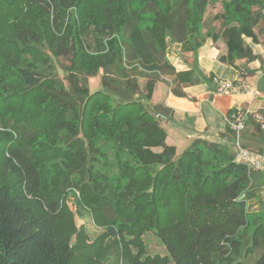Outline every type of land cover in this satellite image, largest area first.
<instances>
[{
	"label": "trees",
	"instance_id": "16d2710c",
	"mask_svg": "<svg viewBox=\"0 0 264 264\" xmlns=\"http://www.w3.org/2000/svg\"><path fill=\"white\" fill-rule=\"evenodd\" d=\"M133 1L0 0V94L19 86L38 90L45 96L42 107L49 106L56 118L47 124L54 135L39 142L14 145L0 128V264H264V217L246 209L257 192L250 185L257 173L233 162L232 143L197 139L176 155L157 120L162 108L150 111L143 105L151 97L154 78L146 82L143 97L136 80H126L124 92L111 93L112 83L104 77L100 83L106 90L88 93L77 77L69 79L76 88L66 90L35 68L36 62L48 66L49 52L67 56L72 40L87 53V36L93 38L94 52L105 49L104 41L113 52L117 39L110 38L137 26L143 2L153 7L152 23L137 31L140 38L163 45L166 37L182 42L199 32L208 3L218 0H138L137 6ZM222 3L228 54L252 58L241 36L257 42L252 28L262 14L252 7L264 9V4ZM146 48L140 49L141 56ZM24 56L33 61L25 62ZM112 59L85 72L94 75L111 67ZM135 60L140 61L135 55L128 62ZM152 61L157 71L159 64ZM163 67L173 72L165 58ZM186 75L175 77L183 82ZM253 121L264 141V129ZM101 137L112 143L107 147H113L114 179L102 170L108 152L97 143ZM71 188L78 190V206L104 228L93 244L78 240L73 249L70 238L82 232L75 229L68 207ZM147 232L160 239L167 256L145 255L142 236Z\"/></svg>",
	"mask_w": 264,
	"mask_h": 264
},
{
	"label": "rangeland",
	"instance_id": "374dc122",
	"mask_svg": "<svg viewBox=\"0 0 264 264\" xmlns=\"http://www.w3.org/2000/svg\"><path fill=\"white\" fill-rule=\"evenodd\" d=\"M134 5H138V0L133 1ZM144 7L138 12L140 15V22L137 26L133 27L131 30L128 28L125 29L124 34L118 35V37H111L117 39L114 44V51L112 52L107 41H104L105 49L102 52H94V42L91 36H87L84 40V45L86 47L87 53L83 54L84 49L78 47V44L72 40L70 44V49L65 57H55L50 52L48 53L50 57V63L44 65L41 62H36L35 68L41 76L50 75L52 78L60 81L62 86L66 90L71 88H76L74 83L69 82V79L73 81L77 77V82L81 89H87L88 93H93L97 90H106L101 86V79L104 77L106 80L112 83L110 92L115 91L124 92V86L126 80H136L139 89V95L142 97L145 94V84L148 80L158 76L161 78H168L165 74L169 73V70L163 67L164 58L166 56L167 50L169 49V44H172V41L166 37V41L163 45L155 41V44L150 41L148 38H140V35L137 31L142 28L149 26L152 23V20L149 19L150 16V5H147V2H143ZM221 5H223L222 0L216 2L208 3L206 7L208 22L217 21L213 19L215 13L220 14L222 12ZM142 7V5L139 4ZM165 8V4L162 9ZM145 12V13H143ZM219 21V20H218ZM220 22V21H219ZM136 28V31H134ZM132 31V33H131ZM136 32V33H135ZM192 36L193 33L187 34ZM131 36V37H130ZM188 36V37H189ZM88 46V47H87ZM152 46V47H151ZM147 47V48H146ZM146 48V51L142 54H139L140 49ZM153 48V49H152ZM162 48L163 54L160 52ZM115 53V55H113ZM169 54V53H168ZM139 57V60H135L132 63L128 62L129 58ZM112 56L114 58V64L108 68H101L97 70L94 75L87 74L86 70H91L97 64H111L113 62ZM25 62H32L29 56H24ZM153 59H156V64L159 66L158 70L152 69L154 64L152 63ZM156 78V77H155ZM216 78V77H215ZM16 88L15 90H9L8 93L0 94V128H4L8 131L9 135L12 138L14 145H19L20 143H28L31 140L39 142L43 140L44 136H48L51 133V136L54 135L55 129H50L48 126L49 121H55L56 118L53 116V113L49 110V106L46 110L41 105L42 98L45 96L41 94L38 90L27 91L22 86ZM109 91V90H108ZM216 92V90L214 89ZM158 92V91H157ZM235 92V91H232ZM219 93V92H216ZM144 107L149 109L145 103V100H142ZM112 103V102H111ZM53 104L52 106H55ZM150 110V109H149ZM151 111V110H150ZM263 116V115H262ZM158 120V118H157ZM160 123V122H159ZM48 124V125H47ZM47 125V126H46ZM230 129V128H229ZM231 130V129H230ZM232 131V130H231ZM252 131L254 132L252 134ZM47 132V133H46ZM233 136L231 137V142L234 139V132L232 131ZM254 135V136H253ZM240 144L245 147V144H248L249 147H246L249 151L257 153L262 157V167L259 170H248L251 174L257 173L255 178L251 180V186H255L257 189L256 194L264 197V147L263 151L258 149L261 145L258 142L263 141L258 137L254 127L252 128L251 124H247L245 128L238 134ZM255 137V138H254ZM32 142L30 145H32ZM97 143L99 144L102 150L107 149L108 152V163L107 166L102 169L109 172L110 179L116 178L118 175L116 164L114 162V152L113 147H107L112 145L111 142H104L102 137L98 139ZM232 145V144H231ZM260 145V146H258ZM36 146V145H34ZM230 148H232L230 146ZM155 153H159V148L151 149ZM2 153L4 150H0V164L2 162ZM38 154V153H36ZM233 154V152H232ZM233 162L234 155H233ZM101 168V167H100ZM1 169V166H0ZM74 181H77L79 176L74 173L72 176ZM72 194L68 197V207L71 213L74 216L75 229L81 230L82 234L78 233L72 235L69 241V248H74L78 240H83V242L88 244H93L95 240L104 232L103 226L97 224L92 219L91 215L86 208H80L76 199H78V190L77 188H71ZM257 197V196H256ZM260 197L257 198L259 200ZM264 204V199L263 202ZM247 212L253 216H262L264 217V210L260 212H254L259 208V203L254 201L246 202ZM108 216H112V213H108ZM251 229V225L249 230ZM144 243L145 255L154 256L159 255L161 257L167 256L166 249L164 244L157 238L154 233L147 232L142 236ZM254 257H250L252 261ZM110 264V260L108 261ZM250 264V262H248ZM169 264H173L170 262Z\"/></svg>",
	"mask_w": 264,
	"mask_h": 264
},
{
	"label": "crops",
	"instance_id": "0c3cea01",
	"mask_svg": "<svg viewBox=\"0 0 264 264\" xmlns=\"http://www.w3.org/2000/svg\"><path fill=\"white\" fill-rule=\"evenodd\" d=\"M261 1L264 4V0ZM221 10L220 14L213 15L218 16V19L213 17L217 21L207 24L205 9L199 32H194L182 42L172 41L169 44L165 61L173 68V72L166 68L169 70L165 74L168 78L162 77L160 80L155 76L151 97L145 100L150 109L155 106L162 108L163 111L157 118L166 133L165 143L175 148L176 155L197 139L230 145L233 133L226 124L225 117L231 110L247 111L245 126L251 124L252 128L255 127L252 114L264 116V9L252 7L254 13L262 14L259 22L252 28L257 42H253L250 37L241 36L243 46L251 50L252 58L236 55L231 57L228 54L226 41L222 36L226 25L222 17L223 8ZM220 58H225V62ZM187 72L189 76H185V81L179 82L176 79V73ZM213 77L243 82L249 90L216 93ZM258 143L261 145L258 149L263 151L264 141ZM248 144L244 148L249 147ZM259 195L256 194L247 201L256 200L259 203V208L252 210L254 212L264 210V204L261 203L264 197Z\"/></svg>",
	"mask_w": 264,
	"mask_h": 264
},
{
	"label": "built area",
	"instance_id": "2783aa9c",
	"mask_svg": "<svg viewBox=\"0 0 264 264\" xmlns=\"http://www.w3.org/2000/svg\"><path fill=\"white\" fill-rule=\"evenodd\" d=\"M216 92H246L249 90L248 86L243 82H236L232 80H220L213 77ZM247 111L235 110L227 114L225 122L228 127L235 133L232 142V149L234 154V161L238 164L244 165L248 170H259L262 167V157L257 153L249 151L244 148L239 141L238 134L244 129ZM252 118L260 124V128L264 129V118L261 114L253 113Z\"/></svg>",
	"mask_w": 264,
	"mask_h": 264
}]
</instances>
